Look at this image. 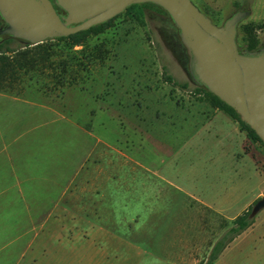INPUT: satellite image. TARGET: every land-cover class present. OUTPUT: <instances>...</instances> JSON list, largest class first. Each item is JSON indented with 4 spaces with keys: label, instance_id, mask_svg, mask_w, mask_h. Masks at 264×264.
Segmentation results:
<instances>
[{
    "label": "rangeland",
    "instance_id": "374dc122",
    "mask_svg": "<svg viewBox=\"0 0 264 264\" xmlns=\"http://www.w3.org/2000/svg\"><path fill=\"white\" fill-rule=\"evenodd\" d=\"M192 2L218 26L248 11L264 49V0ZM176 31L139 5L75 49L94 54L87 71L61 82L55 66L0 88V263L206 264L264 188V147L230 116V127L208 119L216 110L192 92ZM244 251L243 264H264Z\"/></svg>",
    "mask_w": 264,
    "mask_h": 264
},
{
    "label": "water",
    "instance_id": "95a60500",
    "mask_svg": "<svg viewBox=\"0 0 264 264\" xmlns=\"http://www.w3.org/2000/svg\"><path fill=\"white\" fill-rule=\"evenodd\" d=\"M143 4L169 14L192 58L197 84L234 109L264 143V50L240 51L237 42L248 11H238L218 26L192 0H0V33L36 46L87 31ZM263 210L264 197L250 217Z\"/></svg>",
    "mask_w": 264,
    "mask_h": 264
},
{
    "label": "trees",
    "instance_id": "16d2710c",
    "mask_svg": "<svg viewBox=\"0 0 264 264\" xmlns=\"http://www.w3.org/2000/svg\"><path fill=\"white\" fill-rule=\"evenodd\" d=\"M136 6L139 5H134L126 11H130ZM143 6L156 7L167 13L161 7L154 4H143ZM57 9L61 15L64 14V11L59 8ZM118 17L87 31H82L69 37L48 40L36 46L25 44L22 41L8 36L4 42L0 44V88L5 89L8 83L20 82L24 75H29L34 71H41V73L44 74L47 68L54 69L55 66L57 67L55 68V72L60 70V74L57 76H59L61 82L66 79V74H78L81 71H87L89 64H87L86 61H90V63L95 62L96 58L93 56L94 54L92 52L86 53L84 51L86 49L81 51L75 49L79 46H86L90 38L104 34L114 26V22ZM15 41L23 43L24 45L20 48H12L11 44ZM237 42L240 51L252 53L261 50L257 29L253 24H240ZM56 57H60L57 59L59 63H55L54 58ZM163 77L165 82L169 83L175 89L178 88L182 91H187L189 89L188 83L176 81L173 76L168 74L166 68L164 69ZM195 85L196 87L192 92H194L201 101L209 103L213 108L227 113L232 119L239 123L241 129L247 133L248 137L253 142L259 143L264 147V143L257 133L242 121L241 117L234 109L229 107L203 86L198 84ZM251 212L252 208L232 221L229 230L214 245L206 264H215L227 246L254 224L255 218L252 219L250 217Z\"/></svg>",
    "mask_w": 264,
    "mask_h": 264
},
{
    "label": "crops",
    "instance_id": "0c3cea01",
    "mask_svg": "<svg viewBox=\"0 0 264 264\" xmlns=\"http://www.w3.org/2000/svg\"><path fill=\"white\" fill-rule=\"evenodd\" d=\"M209 104V103H208ZM210 105V104H209ZM211 106V105H210ZM212 107V106H211ZM182 109V107H180ZM213 108V107H212ZM215 109V108H214ZM215 114H213V118H208L210 119V121H212L216 116H225L226 120L225 122H227V125L230 127V123H229V115L223 111H219L217 109H215ZM228 132L230 131L229 129H227ZM234 134V133H233ZM229 135H232V133L229 132ZM145 165V164H143ZM146 169L149 171H152L151 168L147 165H145ZM153 172V171H152ZM157 177H159L161 180L165 181L169 186H172L174 188H176L175 186L169 184L165 179H163L160 175L156 174L155 172H153ZM180 191H182L183 193H185L182 189L180 188H176ZM185 195L191 197L192 199L196 200L197 202H201L203 203L205 206H207L208 208H210L211 210H213L214 213L219 214L221 216L224 217H230L227 216L226 213L218 208L215 205L212 204H208L206 203L204 200L195 197V195H191L189 193H185ZM148 196V195H147ZM99 197V199H101V196H97ZM264 197V188H262L260 190V192L256 195V197L247 204V206H245V208L242 210L241 214H243L245 211H247V208L252 205L254 202L259 201L260 199ZM259 199V200H258ZM80 201H78V206H77V211H78V217L80 215L81 210H83V213L86 212V208L87 206H80ZM84 201V200H83ZM101 201V200H98ZM240 213L237 214L236 218L238 216L241 215ZM260 214H263L261 217H259L260 215H258L255 218V222L254 224L247 230L245 231L243 234L239 235L237 238H235L228 246L227 248L223 251V253L221 254V256L219 257V259L216 261L215 264H243V262L240 259V255L241 253L245 252V248L250 246L253 248V253L254 254H260L262 253L264 255L263 249H264V211H262ZM235 218V219H236ZM233 219V221L235 220ZM214 247V246H213ZM213 249V248H212ZM212 251V250H211ZM238 253V259L233 258V256H235L234 254ZM256 261V260H255ZM255 261L253 262L255 264ZM3 264V263H0Z\"/></svg>",
    "mask_w": 264,
    "mask_h": 264
},
{
    "label": "flooded vegetation",
    "instance_id": "af4514ba",
    "mask_svg": "<svg viewBox=\"0 0 264 264\" xmlns=\"http://www.w3.org/2000/svg\"><path fill=\"white\" fill-rule=\"evenodd\" d=\"M3 27H4V25H3ZM3 27L2 26L0 27V31L3 29ZM176 33H177V36H175V38L173 40L175 42L174 45H176L182 51L183 56H184V61L186 63V67H187V73H188L189 77L192 79V81L197 84L195 75L192 71V58L189 55L188 50L186 49V47L184 46V44L182 42L180 32L178 29H177ZM7 37L8 36L2 35L0 33V44H2ZM261 50H264V49H261Z\"/></svg>",
    "mask_w": 264,
    "mask_h": 264
}]
</instances>
